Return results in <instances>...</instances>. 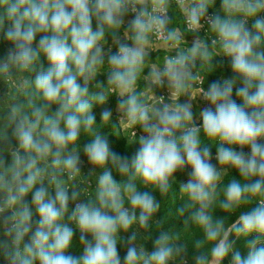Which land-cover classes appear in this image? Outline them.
I'll return each instance as SVG.
<instances>
[{
    "label": "clouds",
    "instance_id": "9594fccd",
    "mask_svg": "<svg viewBox=\"0 0 264 264\" xmlns=\"http://www.w3.org/2000/svg\"><path fill=\"white\" fill-rule=\"evenodd\" d=\"M216 3L0 0L12 45L0 60L6 264H188L189 246L194 264H264V0H220L210 13ZM153 52L163 55L153 61ZM217 58L233 75L205 88ZM110 135L138 147L120 155ZM232 170L240 179L223 185ZM176 184L182 202L169 214L182 227H165L158 214Z\"/></svg>",
    "mask_w": 264,
    "mask_h": 264
},
{
    "label": "trees",
    "instance_id": "16d2710c",
    "mask_svg": "<svg viewBox=\"0 0 264 264\" xmlns=\"http://www.w3.org/2000/svg\"><path fill=\"white\" fill-rule=\"evenodd\" d=\"M219 7H220V0H217L215 7L213 9H210L209 11L214 12V11L218 10ZM95 26H96L95 21H93V28ZM249 27H251V22H249ZM5 28H7V25L5 26ZM201 35H203L202 32H201ZM37 39H39V37ZM11 47H12V45L5 40L3 31H0V60H3L6 57L7 52ZM218 59L220 61L223 60V63L218 64L217 62H214V63H217L218 67H217V70L213 74H210L208 76L209 80L206 81V88L208 87V85L212 81L222 80L224 78H231V76L233 75L231 70H230L229 63H228L227 59L226 58H218ZM42 63L44 64L45 68L48 67V63H47L46 59L42 58ZM6 92H7V88L5 87V85L2 82H0V98H2ZM233 98L237 99L235 97V95L233 96ZM237 102L240 103V101L238 99H237ZM93 111H94V114L96 116L97 123H99L100 122L101 108L98 106L94 107ZM116 118L117 117L113 115V119L115 120ZM106 131H110V130H106ZM108 139H109L110 147L112 148V150L117 152L120 155L130 157L135 152L136 148L138 147V145H133V146L129 147L126 138H124L122 135L119 137L110 135L108 137ZM86 142H87V140L84 141V143H86ZM204 142L207 143L206 140ZM211 151H212V154H215L216 153L215 147H212ZM8 159L10 160V157ZM81 160L83 161V165L81 168L82 172H88L90 170V165L88 164L87 159L83 155L82 152H81ZM233 176L237 179H240L238 171L232 170L231 172H229L227 175L224 176L223 185H226L229 182V180L233 178ZM114 177L117 180L120 179L119 175L116 173H114ZM176 178L178 181H182V182H186L188 179V177L185 176L181 172L176 173ZM173 188H174L173 193H171L166 200L162 201V211L158 214V218L165 215V227L175 225V223H176L177 227H182V221H176L174 215L169 214L170 212L174 213L175 208L182 202L180 199V193L178 191V184L173 185ZM155 195L157 196V199H160L158 193H155ZM26 199L30 202L31 201V194ZM81 199H83V197ZM72 206H74V205L70 204V207H72ZM254 206L255 205H252L251 207H254ZM247 207L248 206H245L244 208L238 209L237 214L240 211L247 210ZM225 215H226L225 213H223L219 210H217V212H216V216H218V217H223ZM235 218H236L235 216H232L230 219L235 220ZM36 220H38V216H36L34 214L33 221L35 222ZM0 225H1V228H0V264H6V261L4 258V251H5L6 246H10V238L5 235L2 224H0ZM33 227H35V223H34ZM122 235H125V234L122 233ZM129 235H130V233H129ZM156 235H158V233L154 232L153 238H155ZM197 235L198 236L201 235L198 230H197ZM78 238H79V233L77 232V234L75 236V241L77 242V244H78ZM26 242H27V238H26ZM146 247L149 250L152 249L151 241H149L146 244ZM235 247L241 251L242 255L246 254L247 249L244 247V243L242 240H238L236 242ZM118 250L120 252L121 258L123 259L124 255L126 254V246L118 244ZM70 251L73 255H79L80 254L79 247H74ZM193 255H194V252H193L192 248L189 246L187 253H186V259L188 260V264H194V261L192 259ZM230 259H231V257L226 259L224 261V264H230Z\"/></svg>",
    "mask_w": 264,
    "mask_h": 264
},
{
    "label": "crops",
    "instance_id": "0c3cea01",
    "mask_svg": "<svg viewBox=\"0 0 264 264\" xmlns=\"http://www.w3.org/2000/svg\"><path fill=\"white\" fill-rule=\"evenodd\" d=\"M172 15L174 16L173 13H172ZM130 19H131L130 15L125 18V26L127 25V21L130 20ZM94 29H95V27H94ZM186 39L189 41V45H190L193 37L191 35H187ZM108 43H109V45H111V39L110 38H109ZM114 48H115V46H112V51L114 50ZM161 55H163V54L162 53H158V52H153L151 54L150 59L153 60V61H155L156 57L157 56H161ZM214 62H217L218 64H220L219 63L220 62L219 59L216 60V61H214ZM145 74H147V70H145ZM208 78L209 77L206 78V81L209 80ZM98 80L106 81V75L99 76L98 77ZM157 95H165V96H167V90H166V88L163 89V90H157ZM116 102H117V98L116 97H110L107 106L108 107H111L113 109V115L117 117V114H116V111H115ZM204 106H206L205 105V102L203 100H201L200 98H198L196 101L193 102V112L195 114L196 121H200L198 109H202ZM138 134H139V130H138ZM244 151L247 153V152L250 151V149L245 148Z\"/></svg>",
    "mask_w": 264,
    "mask_h": 264
},
{
    "label": "rangeland",
    "instance_id": "374dc122",
    "mask_svg": "<svg viewBox=\"0 0 264 264\" xmlns=\"http://www.w3.org/2000/svg\"><path fill=\"white\" fill-rule=\"evenodd\" d=\"M237 150H239V149H237ZM212 163L213 164H217L218 162L215 160V161H212ZM190 172V168H186L185 170H184V172H182L185 176H187L188 177V173ZM0 228H1V225H0Z\"/></svg>",
    "mask_w": 264,
    "mask_h": 264
},
{
    "label": "built area",
    "instance_id": "2783aa9c",
    "mask_svg": "<svg viewBox=\"0 0 264 264\" xmlns=\"http://www.w3.org/2000/svg\"><path fill=\"white\" fill-rule=\"evenodd\" d=\"M211 13V12H210ZM170 15H172V13L170 12L169 13ZM130 17H131V19L133 18L131 15H130ZM203 33V32H202ZM116 51V47L114 48V50H113V52H115ZM204 87L206 88V82H205V85H204ZM201 121H197V123L199 124ZM213 155V160L212 161H215V154H212Z\"/></svg>",
    "mask_w": 264,
    "mask_h": 264
}]
</instances>
